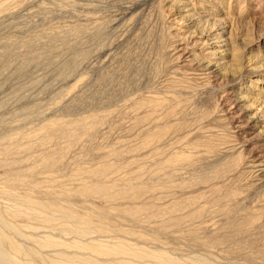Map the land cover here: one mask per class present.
Segmentation results:
<instances>
[{
	"label": "rangeland",
	"instance_id": "obj_1",
	"mask_svg": "<svg viewBox=\"0 0 264 264\" xmlns=\"http://www.w3.org/2000/svg\"><path fill=\"white\" fill-rule=\"evenodd\" d=\"M169 1L0 0V211L47 202L90 220L84 241L264 264V182L247 168L264 163V0H175L189 20ZM218 33L235 76L176 61L182 39L210 59ZM249 87L251 109L238 98ZM50 210L47 224L6 216L24 236L10 234L20 262L81 258L32 242L76 239Z\"/></svg>",
	"mask_w": 264,
	"mask_h": 264
},
{
	"label": "bare ground",
	"instance_id": "obj_2",
	"mask_svg": "<svg viewBox=\"0 0 264 264\" xmlns=\"http://www.w3.org/2000/svg\"><path fill=\"white\" fill-rule=\"evenodd\" d=\"M137 1V0H136ZM140 1V0H139ZM171 2V6H174V4H176L177 6H182V10L183 12L182 13H185L186 16H184V19L185 18H188V20L191 18V16L193 15H190L188 8H187V4H184V3H178L176 2L175 0H171L169 1ZM168 2V3H169ZM187 2V1H186ZM191 12V11H190ZM200 13V12H199ZM195 14V13H194ZM204 14V13H203ZM197 17V16H196ZM180 19V20H182ZM50 21V20H49ZM206 21V20H205ZM183 23V22H182ZM209 23V22H208ZM188 24V23H187ZM199 24V23H198ZM200 25V24H199ZM214 26V25H212ZM207 28V27H206ZM219 28V27H218ZM213 30V29H212ZM215 30V28H214ZM217 31V30H216ZM203 32V31H202ZM205 32V31H204ZM210 33V31H207ZM221 32V31H220ZM225 33V32H224ZM204 34V33H202ZM219 34V33H218ZM215 35V38L213 37V34L212 35H208V37H212L211 39L207 40L208 42L211 41L213 42V45L215 44V46H213L212 49L216 48V50H213L211 53L208 54V56L210 57L209 58H205L204 57V54H199L197 51H198V47H200V43H196L194 42L193 44H183V41L184 39H182V42L179 44H177L175 47V58H176V61H180L181 63H186V65L190 64L189 67L191 68L192 66V63H195L197 64L201 70L199 71H202L201 74H195L193 73L194 71H190L191 72V75L195 74V76L197 77H205L207 78L209 76V74H212L211 72L212 71H217L219 72V74L221 72L223 73H228L230 76H235L237 74L236 70L233 66L235 64H238V54L236 52V50H232L230 52H228V50L226 49H222L224 48L225 46V43H226V40L221 37V34L219 35ZM231 34V33H230ZM200 36H201V33H200ZM229 37V36H228ZM186 39V38H185ZM200 40V39H198ZM210 42V45L212 44ZM235 43V42H234ZM28 44V43H27ZM232 44V43H231ZM3 45V44H2ZM202 45V44H201ZM205 45V44H203ZM202 45V46H203ZM30 46V45H29ZM5 47V46H4ZM10 47V45L8 46ZM233 48V47H231ZM197 49V50H196ZM10 50V49H9ZM7 51V49H6ZM3 52V50H2ZM5 52V51H4ZM12 52V51H11ZM7 53V52H6ZM10 54V53H9ZM3 55V54H2ZM5 55V53H4ZM2 57V56H1ZM212 57L215 59V60H212ZM5 58V57H4ZM1 62V60H0ZM252 63V62H251ZM255 63V62H254ZM258 63V62H257ZM7 67V66H6ZM238 68V67H236ZM254 68V67H253ZM195 69V68H194ZM198 71V69H195ZM250 70V69H249ZM225 71V72H224ZM228 71V72H227ZM239 72V71H238ZM222 73V74H223ZM225 73V74H226ZM224 75V74H223ZM217 76V75H216ZM225 77V76H224ZM204 78V79H205ZM59 79V78H58ZM194 79V78H193ZM145 81V80H144ZM209 84V83H208ZM261 84V83H260ZM241 86V85H240ZM257 86V85H256ZM241 89V88H240ZM253 88L252 87H249L247 88V90L244 92V94L242 95L240 93V97L239 98V101L240 102H250V104L247 106V107H252V105L258 103L257 101V98H256V95L253 93ZM16 95V94H15ZM252 95V96H250ZM250 96V97H249ZM237 98V97H236ZM108 99V98H107ZM237 101V100H236ZM238 101V102H239ZM142 103V102H141ZM261 104V107H264L262 105H264V103L260 102ZM77 104V103H76ZM246 105V104H245ZM244 107V105H243ZM230 108H232L230 106ZM255 108V107H254ZM245 109H247L245 107ZM251 109V108H250ZM263 109V108H262ZM249 110V109H247ZM257 115L254 113V116ZM253 116V117H254ZM229 117L232 121V125H236L239 123V121H237L236 119L238 118H233L232 116V113L229 114ZM258 117V116H257ZM242 118V117H241ZM255 118V117H254ZM250 119L252 120L251 116H250ZM260 119V118H258ZM249 120V119H248ZM247 120V122H248ZM88 121V120H87ZM76 122V121H75ZM230 123V122H229ZM243 123V122H242ZM252 123H254V121L252 120ZM80 124V123H79ZM77 124V126L79 125ZM76 125V124H75ZM245 125V124H244ZM243 125V126H244ZM250 125V124H249ZM241 126V125H240ZM240 126H234V129H240L241 127ZM80 127V126H79ZM85 127V126H84ZM81 128V127H80ZM65 129V128H63ZM62 129V131L64 132V130ZM59 130V129H58ZM261 130V129H260ZM57 131V130H56ZM88 131V130H87ZM70 132V131H69ZM86 132V131H85ZM262 136L264 135V131H262ZM260 132V133H261ZM58 133V132H57ZM62 133V132H61ZM67 133V132H66ZM65 133V134H66ZM234 138V137H233ZM239 139V138H238ZM234 140V139H232ZM237 141V140H236ZM234 142V141H232ZM239 142V141H238ZM236 143V142H234ZM235 145V144H234ZM238 144L236 143V146ZM231 146V145H230ZM13 148V147H12ZM30 148V147H29ZM232 149V148H231ZM232 151V150H231ZM230 151V152H231ZM234 151V150H233ZM242 151V150H241ZM241 153V152H240ZM52 154V153H51ZM239 154V152H238ZM47 155V154H46ZM240 155V154H239ZM44 157V156H43ZM260 156H258V158H254L252 160L249 161V165H247V168L251 170V173L253 174V177H254V181H261V182H264V163L261 161V158H259ZM47 161V159H46ZM52 161V159H51ZM55 163V162H54ZM53 163V164H54ZM103 172V171H102ZM98 173V172H97ZM213 178V177H212ZM251 179V180H252ZM254 183V182H253ZM106 188V187H105ZM92 190V189H91ZM95 190V189H94ZM98 190V189H97ZM7 194V193H6ZM4 195V194H2ZM8 196H11L10 193H8ZM7 196V197H8ZM4 197H6V195H4ZM113 199V198H112ZM129 199V198H128ZM13 203V202H12ZM17 203V202H16ZM20 203V202H19ZM47 203V202H46ZM46 203L43 205L41 202L40 204L36 203V202H32V200H24L23 201V204L22 202L20 204H22V208L21 207H16V210L14 211L15 207L12 209L13 211H11L9 209L8 210H5L4 212L3 211H0V264H32V261L31 260H28L27 259H30V258H27L25 263H22L20 262L19 260H17L18 257H15L14 255H17V254H22L24 253V248L20 245V244H17L16 242H14L12 240V238L10 237V234L13 235V233L15 234L14 236H18L19 237H23V240H24V236L22 234H20L19 231H17L15 229V225L12 224L11 222L7 221V218L6 216H11L12 214H15L18 216V214L21 216H25L26 218H32V213L31 211H36L37 212V216L39 215H42V218L41 216H39L40 218L39 219H42V221L40 220V222H43L45 221V223L47 224V222H51L52 217L48 215V211L51 209H53V204L52 205H46ZM23 205H24V208H23ZM55 206V205H54ZM34 207V209H33ZM56 207V206H55ZM18 208V209H17ZM33 209V210H32ZM49 209V210H48ZM47 210V212H46ZM50 210V211H51ZM54 212L55 210H57V212H59L60 214H57L56 212V215H60L62 217V222L59 227H60V231H62V235L64 233V236L65 234H69L70 235H73L72 233H74L75 235H79L80 238L76 235H74V238L76 237L79 238V239H72V241L70 242H60L59 241H54L53 238H50L48 235L41 239L40 240H36L34 237V239L30 238L33 240L30 239V242H35L37 245L36 246H40V247H46V246H51V245H55L57 246L58 248L60 247H64L65 249H68V247H71L72 250L74 248L77 249V253L78 251H85L86 250L88 251L87 253H83V255H81L82 253H80L79 251V254H80V257L79 258L78 256L76 257V255L73 254H70L72 256H67L69 258H67V262L70 263V264H142L139 260L140 259H145L143 261L144 264H213L212 262H209V261H205L204 259L200 260V259H196L195 257L194 258H191L189 259V261L186 260L185 261H179L177 260L176 258H173L172 256H168L166 255V253L164 252H159V253H155V252H151V251H145L141 248H136V247H132V246H128L127 244H125L123 241H116V243L112 242V244H109L106 242L102 243L98 240H93V239H88V240H83L82 236H88V233H91L89 231H91L92 229H89L91 225V222L90 220L88 219H81V218H78V214L77 216H75V214L71 211V210H68L67 208H54L53 209ZM53 211H51L50 213H54ZM47 213V215H46ZM14 215V217H15ZM34 215H35V212H34ZM55 215V214H54ZM55 215V216H56ZM59 217V216H58ZM61 217H59L61 219ZM20 218V217H19ZM26 218H23V219H26ZM55 218V217H54ZM28 220V219H26ZM68 220L70 221H75L74 223H76L75 225L71 224L69 225L70 222H67ZM56 221L53 220V222ZM65 223V224H64ZM68 223V224H67ZM58 224V223H57ZM68 225V226H67ZM58 227V226H57ZM93 227V226H92ZM91 227V228H92ZM18 229V227H16ZM102 228V227H101ZM104 228V227H103ZM53 229V228H52ZM99 229V228H98ZM19 230V229H18ZM97 230V229H96ZM104 230V229H103ZM95 231V230H94ZM99 231V230H98ZM101 232V231H100ZM13 237V236H12ZM73 237V236H72ZM71 237V238H72ZM17 238V237H16ZM14 239V238H13ZM25 239H29L28 237L25 236ZM15 240V239H14ZM24 242V241H23ZM106 243V244H105ZM129 243V242H128ZM5 246V248H4ZM62 248V249H64ZM64 249V250H65ZM70 249V248H69ZM27 251V250H26ZM67 251V250H66ZM69 251V250H68ZM71 251V250H70ZM31 252V251H30ZM36 252V251H35ZM76 253V252H75ZM25 254V253H24ZM32 255V253H31ZM128 256V257H124V256ZM34 256V255H32ZM75 256V257H74ZM35 257V256H34ZM39 254L37 256V258H39ZM42 257V258H41ZM41 259L40 260H44V256H42L41 254ZM65 257V254L64 256ZM20 258V257H19ZM66 260V259H65ZM137 262V263H136Z\"/></svg>",
	"mask_w": 264,
	"mask_h": 264
}]
</instances>
